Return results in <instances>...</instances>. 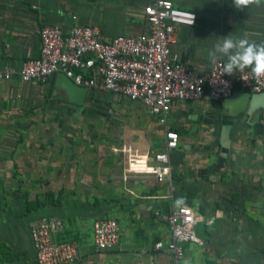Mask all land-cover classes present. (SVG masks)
<instances>
[{
	"label": "crops",
	"instance_id": "obj_1",
	"mask_svg": "<svg viewBox=\"0 0 264 264\" xmlns=\"http://www.w3.org/2000/svg\"><path fill=\"white\" fill-rule=\"evenodd\" d=\"M172 2L196 14L193 25L177 27L173 45L189 68L207 70L213 54L226 61L216 45L229 35L264 45V0L243 11H238L232 0ZM72 15L99 25L106 39L145 29L139 0H0V63L19 67L25 59L38 57L39 28L56 23L68 31ZM57 78L55 74L47 82H21L16 77L0 81V264H36L30 229L43 215L63 221L54 235L56 241L78 244L73 264H264V252L256 253L253 238L246 239L251 237L247 231L255 230V222L237 220L232 211L223 212L222 206L233 205L220 197L245 192L249 178L232 175L229 168L222 167V159L211 162L218 149L211 140L225 123L220 105L207 96L174 101L163 125L139 100L90 89L84 103L91 97L104 100L108 126H116L117 136L108 142L49 139L47 134L37 133L41 129L53 132L50 126L29 129L14 123L21 117V108L37 100L78 107ZM241 112L243 120H254L250 128H260L257 123L264 121V110L251 115ZM166 130L178 134V146L170 153V179L157 181L147 172L124 178L123 151L146 155L160 150ZM30 131L36 138H30ZM179 197H186V204L199 216L218 212L219 218L211 226L199 222L204 229L195 234L202 243L187 242L184 256L176 259L170 252L155 249L153 243L170 240L165 215ZM100 216L117 220L119 246L95 249L92 225Z\"/></svg>",
	"mask_w": 264,
	"mask_h": 264
},
{
	"label": "built area",
	"instance_id": "obj_2",
	"mask_svg": "<svg viewBox=\"0 0 264 264\" xmlns=\"http://www.w3.org/2000/svg\"><path fill=\"white\" fill-rule=\"evenodd\" d=\"M145 29L137 34L102 36L97 24L81 22L72 15L68 31L59 24L46 23L39 30L38 57H29L19 67L0 63V81L18 78L21 82H47L62 72L76 84L90 89L108 90L131 100H139L166 124L174 101H192L204 96L223 100L237 89L264 92V78L255 79L246 69L232 75L222 74V59H216L207 70L189 68L173 45L177 27L195 23L194 11L177 7L172 0H139ZM1 51V43H0ZM178 146V134L165 131L163 148L146 155L124 153L122 175L151 173L157 181L171 177L170 153ZM170 240H156L153 247L184 256L185 244H201L195 234L199 222L207 226L216 223L218 216L211 212L199 216L188 204L173 206L165 215ZM55 215H43L31 225L30 237L35 250L36 264H73L78 257L74 241H56L55 233L63 227ZM93 245L96 250L119 246L120 227L115 218L100 216L93 221Z\"/></svg>",
	"mask_w": 264,
	"mask_h": 264
},
{
	"label": "rangeland",
	"instance_id": "obj_3",
	"mask_svg": "<svg viewBox=\"0 0 264 264\" xmlns=\"http://www.w3.org/2000/svg\"><path fill=\"white\" fill-rule=\"evenodd\" d=\"M213 101L217 106L220 105L225 123L221 125L217 137L211 140V143L218 144V149L214 150V154L212 155L210 152L211 162L215 164V162L221 161L219 159H222L221 162L224 164L222 167L229 168L232 175L249 178L245 181L243 188L245 192H236L228 197H220L223 199L221 201L233 205L232 208L222 206L223 212L230 213L232 211L237 220L246 218L255 222L253 232L246 230L251 234V237L247 236L246 239L253 238L255 252L262 253L264 252V121L256 122L257 125L260 124V128L256 126L253 130L249 127L252 125L251 123H254L251 117L243 120L242 112L227 114L222 100ZM21 109V117L14 123L25 128L29 127V129L35 125L50 126V130L54 129L53 132L48 133L41 129V133H37L38 136L44 137L43 134H47L49 139L53 137V139H69L71 141L80 138L96 142H108L117 136V133L114 132L116 126L113 125L110 128L108 126V111L105 101L101 99L91 97L80 108L75 109L74 106L72 108L64 103L37 100ZM226 125H230L228 133ZM76 129L79 132H76ZM186 132L183 130V134H187ZM27 134H30L31 139L36 138L33 131ZM211 143L209 142V145H212ZM216 156L217 161L214 159ZM223 173L226 172L223 171ZM217 216L219 218L218 212ZM202 229L204 228L200 223L196 225L195 232L199 233Z\"/></svg>",
	"mask_w": 264,
	"mask_h": 264
},
{
	"label": "clouds",
	"instance_id": "obj_4",
	"mask_svg": "<svg viewBox=\"0 0 264 264\" xmlns=\"http://www.w3.org/2000/svg\"><path fill=\"white\" fill-rule=\"evenodd\" d=\"M232 2L238 11H243L250 4L259 5L260 0H232ZM216 51L227 57L226 62L222 63V74L232 75L250 69L255 79L264 78V45L258 46L246 39L236 40L229 35L223 38L222 42L217 43ZM212 62L215 66V54H213ZM185 204L186 197H179L175 201L176 207H183Z\"/></svg>",
	"mask_w": 264,
	"mask_h": 264
},
{
	"label": "water",
	"instance_id": "obj_5",
	"mask_svg": "<svg viewBox=\"0 0 264 264\" xmlns=\"http://www.w3.org/2000/svg\"><path fill=\"white\" fill-rule=\"evenodd\" d=\"M56 76L58 77L59 86L66 92L68 99L77 103L78 108H80L88 94V88L76 84L62 72L56 73ZM222 101L224 107H226L231 114L245 111L247 114L251 115V113L257 109L264 110V92L236 90ZM229 126L230 125H226L227 133Z\"/></svg>",
	"mask_w": 264,
	"mask_h": 264
},
{
	"label": "trees",
	"instance_id": "obj_6",
	"mask_svg": "<svg viewBox=\"0 0 264 264\" xmlns=\"http://www.w3.org/2000/svg\"><path fill=\"white\" fill-rule=\"evenodd\" d=\"M28 204V203H27Z\"/></svg>",
	"mask_w": 264,
	"mask_h": 264
}]
</instances>
